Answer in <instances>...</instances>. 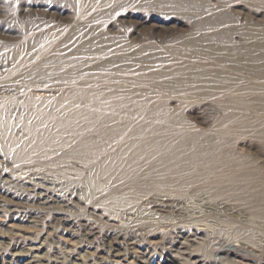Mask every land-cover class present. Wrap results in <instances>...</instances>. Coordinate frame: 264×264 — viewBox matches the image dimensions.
<instances>
[{"label": "rangeland", "instance_id": "obj_1", "mask_svg": "<svg viewBox=\"0 0 264 264\" xmlns=\"http://www.w3.org/2000/svg\"><path fill=\"white\" fill-rule=\"evenodd\" d=\"M29 1L31 0H0V87L10 84L14 86L16 90L18 89V93L16 94H11L10 92H2L0 90V98L3 95H10V97L13 99H11L12 101L7 103L6 106L0 108V111L2 110L0 112V143H2L0 144V162L1 164H4L7 160L10 165L7 166L9 172L21 175L23 173L25 176H28L29 174L28 178L34 181L43 180L44 186H47L51 189H58L57 193L61 190L59 189V185H63L62 183H64V194L68 196L71 195L72 201L75 206L71 207L72 209L70 207L65 206H61L62 209H59L60 206L58 205H53L50 208L44 209H37L34 207L32 212L25 219H23L22 222H15V228L9 226L11 222L10 219L7 217L9 216L8 212L4 211V209L0 207V264H6V261L11 260L9 248L13 244H23L22 246L24 247V249L29 252V255L28 253L25 255V257L27 258L26 260L35 261V264H75V262L76 264H106V262L99 259L107 256L104 253V240L99 230H95V233L87 237L88 239L86 237H76L75 234L78 233L76 228H67V226L64 225V220L62 218L54 216L59 211H62V213H64L66 216H78L80 218H84L85 220L86 218L92 217L89 212L92 208L94 209L96 215L99 218V222H97L99 226L112 224V221L113 223H118V221L120 220V222H122L125 218H129L128 221H130V223H132L136 219V223L134 222L132 224H139L144 221L145 215H148L149 212L148 217L152 216L155 217V219L159 218L160 220L162 219L164 223H167V225H165L164 227L167 226V228L169 227L170 229H173L176 232H186L185 235L181 237H176V234H174L173 242L170 244L168 243V245L170 246H166L167 244L165 245L166 249L169 251V254L179 259L180 262L185 261L187 262V264H208V261L214 260V264H237L236 261L239 259V262H245V264H264V239L262 241L264 231L252 224H249V221L247 222L242 218H240V220H236L237 222L232 221L231 224V222L225 221L224 219L220 220V217H213L211 215H207L205 209H203L202 207V201H200V199L202 198L201 194L204 193L206 195V191H202L200 188H188L184 186V184L180 186V184L177 185V183L167 179V177L171 173L172 175H174L176 172L166 169L163 165H185L186 159L184 158V155L180 154V151L178 150H176L177 152H168L160 156L159 154L154 153L153 150L156 147L157 142L161 138H165V142L167 143H173V147H178L182 142H184L183 139L181 138L180 140L179 138H175L172 140L168 137H161L158 134L142 137V135L140 136L137 132L141 127L143 128L148 125L149 127L153 128L154 125L159 122V119L176 116L181 122L177 126L195 132L196 135L194 136H196L195 138L199 141L204 140V138H212V140L219 139L220 141L229 142L231 144V151L234 157V162H228V164L251 165V170L253 171L251 173V177L256 181L258 180V183L254 184V187L251 189V191H257L264 187V79H259L255 82H251L250 84L246 83L244 85H247L246 87H248L244 91L246 94V98L251 101V108L248 110L246 109L245 111L239 105L229 103L231 96L229 91H220V93L218 92L219 94H215L214 96H212L213 98H202L198 96V93L194 90H190L188 92L177 91L174 93L164 92L160 90L154 80H152L158 74L163 73L164 75L169 76L174 72H178L180 70L179 68H181L182 66L192 67L194 65L195 57L193 54H188L184 57H181L170 51L167 48V44L181 40L183 37H189L190 35L195 36L197 32L193 26L195 25V23H197V21L203 19L207 15L202 14L201 16L189 17L186 14L181 13L177 10H170L165 13H162L151 8H137L135 10L132 9L131 11L133 12H129L125 16V18L122 19V21H119L118 19H115L113 17V14L115 15L119 11H116V13L115 11H109L107 16L96 21V26L98 25L97 27L100 28L101 32H103L105 36L104 38L105 40H107V48L109 47L107 49L108 54L103 59L109 60L113 59L114 57L122 58L130 54L128 60L123 61L121 63L126 65L136 64L138 66V73L141 76L150 79V81L145 83H132V76L129 73L109 70L108 72L106 71V74H104V76L98 77L96 79H80L77 81V84H72L69 80L58 77L56 78V81L55 79H53L52 81H41L39 83L40 87L38 86L36 89H26L22 86V84H20V80L21 78L29 74L31 66L33 65V63L36 62L38 57L40 58L44 55L51 56L56 54H65L70 53L74 50L75 45L72 40H70L67 36L72 33V30L74 28H71V26L74 27V25L76 24L77 17L79 15L77 0H41L39 2H43V4H39L41 5V9L38 8L37 11H34V9H32L33 7L29 8L27 6ZM205 2L209 5V7L211 5V12H225V14L227 13V15L232 20L233 32L231 31V37L233 41H235V43L239 45L245 43L246 41L251 42V49L253 50V54L259 56V58H261L260 60L264 62V3L258 0H205ZM87 7L89 8L90 4H88ZM25 9V13L29 15V17H22V15H20V13H22ZM86 10L90 13H94L96 11L87 8ZM179 13H181L182 15ZM45 14L46 16H44ZM145 17L147 21L143 19ZM143 20L144 23L142 25L140 24V22ZM159 21L163 22L164 25L163 27L157 29V26H155V24ZM36 22L38 24H36ZM137 22H139L138 25ZM3 28L6 30H4ZM193 29L195 31H192ZM38 32H44L43 34H47L46 36L50 38L47 39L42 49H37L31 52L33 54H28V45L26 41L29 37L27 35L30 33ZM206 33H210V31H203L202 34ZM148 42H151L154 48H143V46H145ZM137 47L140 48V50L138 51V55L133 56L132 53H134V50ZM19 55H27V59H29L30 57L31 58L29 60H26L24 63H21ZM82 58L83 60L91 59L89 56L85 55ZM218 98L223 99L218 100ZM169 103H171L170 106ZM7 105L9 106L7 107ZM35 107L40 108L47 115L54 114L56 116H61L62 118L66 115V113L69 112L73 113L74 116L68 126H63L60 123H57L56 121H51V119L44 120L42 117H38V115H36L35 112H33L32 110ZM88 117H94L96 121H93L92 125L88 124ZM123 120L131 122L129 124L130 126H128V130L132 129L129 130L130 132H132L130 136L128 135V137L122 141L117 140L118 142L111 141L112 139H106L107 141L104 140L103 145L99 146V149H101V151L97 152L96 155H76V152L81 147H83L87 141L96 140L99 136V133H101V131L103 130L116 131L118 127L117 125L120 124ZM229 120L233 121L234 123V127L231 132L216 131L218 126L217 124L220 123V121L226 122ZM12 135L15 138L12 137ZM133 141L135 143H133ZM61 144L64 146H62ZM112 149L114 150L113 152ZM116 150L118 151L117 153ZM9 159L11 162L8 161ZM98 159L100 160L98 161ZM13 162L14 165L12 164ZM74 165H76L77 168ZM67 168L69 170H67ZM19 170H21V172ZM126 170L139 172L144 175H139L138 180L142 185L147 183L145 185L146 188L137 189L134 188V186H131V180L127 179L122 175V173ZM65 173L67 175L69 173L73 175L70 176L69 174L67 176ZM105 178L109 180H106ZM104 179L106 180V182ZM110 181L113 183H111ZM98 182H100L101 184ZM0 186V196L6 199L10 198V196L4 195L5 193H3L6 189L12 192H20L19 187H9L7 183L0 182ZM175 186L178 187L176 188ZM72 188L74 190V193L71 194L70 189ZM178 188L182 189L180 193L184 198H180L181 201L179 207L184 209L183 212H185L186 210L188 212L186 211L182 215L178 216L172 211H167L162 214L159 212L156 213L152 211L150 204V201L152 199H170V197L172 198L173 196L178 197L179 192L175 190ZM66 190H68V193H66ZM76 190L78 193L80 192L79 195ZM158 192L163 194H159ZM172 192H174L175 195ZM131 193H133L134 195ZM88 194H92L91 197ZM168 194L171 196L169 197ZM188 197L192 199V202L195 203L196 201V203H190L191 199ZM97 202L102 203L98 204ZM76 204L78 207L76 206ZM132 205L133 207H135L136 210L132 207ZM106 206H108L109 208ZM127 206H130L129 209ZM141 206H143V208L146 210L144 211ZM197 207L200 209V211L199 209H197ZM131 209H133L134 211ZM190 209H196L197 211L193 210L195 211L193 212ZM201 210H203V213ZM110 211H112V213H110ZM116 212L117 214L113 216V213L115 214ZM138 212L141 213L139 214ZM144 212L147 213L144 214ZM121 213L123 215L119 216L118 214ZM193 213H195V216ZM109 214H111L112 217H110ZM157 214H160V216H157ZM124 215L125 218H123ZM133 215H137L138 218L137 216L135 218V216ZM163 216H167L165 218L166 220ZM109 217L114 219H110ZM116 217L117 220L115 221ZM207 218L209 220H207ZM168 219L172 220L169 221ZM203 220L204 225H202L204 226V228H202L203 226L200 225ZM184 222L186 223L184 224ZM187 222H189L188 224L190 225H188ZM195 222L197 224L199 222L200 223L196 225L194 224ZM46 223L49 224L46 225ZM215 223L220 224V226L216 225ZM21 224L22 226L18 227ZM206 224H208L207 227H209L210 230L212 229L213 231H210L209 228L206 227ZM230 224L232 226H230ZM234 224L237 225L234 226ZM38 225L41 227H39ZM195 225L199 230L196 228ZM224 225L226 226L224 227ZM23 226L24 229H22ZM32 226H35V228H32ZM200 226H202L201 229ZM223 227L226 229L224 230ZM230 227H232V230L230 229ZM20 228L21 230H19ZM249 230L253 231V233H251L254 237L251 236ZM254 230L257 231L255 232ZM44 231H46L47 233H45ZM232 231L236 233H233ZM254 232L258 235H255ZM48 233H50V235L46 237ZM58 234L59 236H62L63 234V237H65V239H70V242L62 245L63 242L59 239ZM259 234L261 236H259ZM230 235H232V238L234 239H232ZM213 237H216L217 239H214ZM248 238L250 239L248 240ZM48 239H50L51 241ZM225 240L229 241L225 243ZM252 240L256 241L252 242ZM209 242H211L212 244ZM239 242L242 243L245 247L243 251H248L245 253H250L251 257L249 256L244 259L237 258L236 261H231L229 259H225L223 256H218V254L216 253V250L221 244H233ZM255 242L260 243L258 244ZM249 243H252L253 246ZM259 245H261L262 249H260ZM256 246H259V249ZM68 247H70L71 249H69ZM204 248H206L207 250L206 255H202V250ZM248 249H250L251 251ZM83 252L86 253V255ZM252 252L255 255H253ZM66 257H69L71 261ZM26 260L24 262H27ZM193 260L195 261L193 262ZM173 264L178 263L175 262Z\"/></svg>", "mask_w": 264, "mask_h": 264}, {"label": "bare ground", "instance_id": "obj_2", "mask_svg": "<svg viewBox=\"0 0 264 264\" xmlns=\"http://www.w3.org/2000/svg\"><path fill=\"white\" fill-rule=\"evenodd\" d=\"M39 1H41V0H31V1H29L27 6L29 8L33 7L32 9H34V11H37L38 8L41 9V7H40L41 5H39V4H43V2H39ZM258 1L264 3V0H258ZM77 3H78V8H79V15L77 17L76 24L74 25V27L71 26V28H74L72 30V33L69 36H67L74 43V45H75L74 50L72 52H70V53H65V54H56V55H51V56L44 55V56H42L40 58L38 57L36 62L33 63V65L31 66V68L29 70L30 71L29 74L24 76L20 80V84H22V86L25 87L26 89H36L39 86V83L41 81H45V80H51L52 81L53 79H55V81H56V78H58V77L64 78L66 80H69L72 84H77V81L80 80V79H85V80H87L89 78H93V79L95 78L96 79L98 77L104 76V74H106V71L108 72L109 70H114L116 72H127V73H129L132 76V79H131L132 83H145V82L150 81V79H148L146 77H143V76H141L138 73V71H137L138 70V66L136 64H134V65L127 64L126 65V64H122L121 63L123 61H127L128 60V57H130L129 53H128L129 55L124 56L122 58L114 57L113 59H109V60L108 59H106V60L103 59L108 54V50L107 49L109 47L107 48V45H106V41L107 40H105V38H104L105 36H104L103 32H101L100 28L97 27L98 25L96 26V21H98L101 18L107 16L109 11H113V12L115 11V13H116V11H119L115 15L113 14V17L115 19H118L119 21H122V19H124L125 16L129 12H133V11H131L132 9L135 10L137 8H151V9H155L156 11L162 12V13H165V12L170 11V10H177V11H180L181 13L186 14L189 17L201 16L202 14H205L207 16H205L203 19L197 21V23H195V25L193 26L195 28L196 32H197V34L195 36H191L190 35L189 37H183L181 40L174 41L172 43L168 42L169 44H167V48L170 51H172L173 53H175L176 55L184 57V56H186L188 54H193L194 57H195L194 65L192 67L182 66L181 68H179L180 70L178 72H174L173 74H171L169 76L164 75L163 73L162 74H158L157 76L154 77V79H152V80H154V82L156 83L158 88L160 90L164 91V92H169V93H174V92H177V91H187L188 92L190 90H194V91H196L198 93V96H200L202 98H210V97L214 96L215 94H219L220 91L226 90V91H229V93L231 95L229 103L235 104V105H239L240 107H242V109L244 111L246 109L248 110V109L251 108V101L246 98V94L244 92L246 90V88H248V87H246L247 85L246 86H244V85L246 83L250 84L251 82H255V81L259 80V79H264V62H262V60H260L261 58H259V56H256V55L253 54V50L251 49V42H247L246 41L245 43L239 45V44L235 43V41H233V39L231 37V35H232L231 34V31H232V20L227 15V13L225 14L224 11H223L224 13H217V12L213 13V12H211V8H210L211 5L209 7V5L205 2V0H77ZM88 4H90L89 8L87 7ZM64 7H66V6H64ZM86 8L90 9V10L93 9V10H96V11L94 13H90V12H87ZM25 11H26V9L22 13H20V15H22V17H29V15H27L25 13ZM181 13H179V14H181ZM184 14H183V16H184ZM51 15H52V13H51ZM44 16H46V14ZM35 17H36V15H35ZM143 19L146 20V17L143 18ZM144 20L141 21L140 24L143 25ZM36 24H38V23L36 22ZM138 24H139V22H137V25ZM121 25H120V28H121ZM163 25H164V23L160 22V21L155 24V26H157V29L163 27ZM50 29H51V27H50ZM4 30H6V29H4ZM195 30L193 29L192 31H195ZM206 30L207 31L209 30L210 33L202 34L203 31H206ZM13 33H14V31H13ZM43 33H39L38 32V33H30V34L27 35L29 37L28 40L26 41L27 45H28V50H27L28 54H33L31 52H33V51H35L37 49L38 50L42 49V47H44L45 42L50 37L48 38L46 36L47 34L45 35ZM152 45L153 44L151 42H148L145 46H143V48H145V49H149L151 47L154 48V46H152ZM139 50H140V48L137 47L134 50V53H132V55L133 56L138 55V51ZM27 55L26 56L19 55V59H20L21 63H24L26 60H29L31 58L30 57L29 59H27ZM84 55L85 56H89L91 59L90 60L89 59L88 60H83L82 57ZM179 65H181V64H179ZM173 70H174V68H173ZM141 71H143V70H141ZM175 71H177V70H175ZM0 90L2 92H7V93L10 92L11 94L18 93L17 92L18 89L16 90V88L14 86L10 85V84L4 85L3 87H0ZM114 93H116V92H114ZM42 94H44V93H42ZM104 96H106V95H104ZM11 99L12 98L10 97V95L9 96H7V95L1 96V98H0V108L6 106L7 103L11 102L13 100V99L12 100ZM219 99L220 98H218V100ZM222 99H220V100H222ZM42 102H44V101H42ZM56 104H58V103H56ZM170 104L171 103H169V106H170ZM8 106L9 105H7V107ZM7 107H6V109H7ZM31 108H32V106H31ZM9 110H10V108H9ZM32 110H33V112H35L36 115H38V117H42L44 120L51 119V121L52 120L56 121L57 123H60L63 126H68L70 124V121L72 120V118L74 116L73 113H69L68 112V113H66V115L64 117L61 118V116H58V115L56 116L54 114L47 115V114H45L43 112V110H41L38 107L37 108L35 107ZM92 112H93V110H92ZM12 113H14V112H12ZM9 114H11V113H9ZM93 121H96V119L94 117L93 118L92 117H88V119H87V123L88 124L92 125ZM194 121H195V119H194ZM130 123H131L130 121L123 120L120 124L117 125L118 127H117L116 131L103 130V131H101V133L98 132L99 133L98 138L96 140L87 141L85 143V145L83 147H81L76 152L77 153L76 155L77 156H83L85 154L86 155H90V156L96 155L97 152L101 151V149H99V146L103 145V141L106 140V139L107 140L112 139L111 141H117V140L122 141V140H124L125 138L128 137V135L130 136L132 134V132L129 131V130H132V129L128 130V126H130L129 125ZM179 123H181V122L179 121V118H177L176 116L175 117H166L164 119H159V122L156 125H154L153 128L149 127V125H148V126L143 127V128L141 127L140 129L138 128L139 131H137L140 136L142 135V137L158 134L161 137L162 136L168 137V138H170L172 140L175 139V138H179L180 140H181V138L183 139L184 142H182L178 147L176 146L177 147L176 148V147H173V143H170V142L167 143V142H165V140H166L165 138H161L157 142L156 147L153 150L154 153L159 154V156L163 155V154H166L168 152H175L176 150H178V151H180V154L184 155V158L186 159L185 165H163L166 169H168L170 171H173V172H176L174 175H172V173L169 176L167 175L168 176L167 179L177 183V185L180 184V186L182 184H184V186H186L188 188H191V187L192 188H200L202 191H206V195L207 196L203 193V194H201L202 198L200 197L201 199L200 198L199 199H200V201H202V207H203V209H205L207 215H211L213 217H220V220L224 219L225 221L231 222V224H232V221H236L238 219L240 220V218H242V219H244L247 222L249 221V224H252V225L260 228L262 231H264V187H262L260 190H257V191H251V189L254 187V184L258 183L257 182L258 180L256 181L255 179H252V177H251V173L253 172L251 170V165H231V164H228V162L229 163L234 162V157H233V154H232V151H231V144L229 142L220 141L219 139L218 140H212V138L211 139L210 138H204V140H200L199 141L198 139L195 138L196 136H194V135H196L195 132H192L189 129L180 128L179 126H177ZM217 125L218 126H217L216 131H219V132H224V131L231 132L233 130V127H234V123L231 120L226 121V122L220 121V123H218ZM197 128H199V127H197ZM135 129H137V128H135ZM44 130H45V128H44ZM22 132H23V130H22ZM98 133H97V135H98ZM12 137H14V136L12 135ZM227 138H229V137H227ZM63 139H65V138H63ZM57 141H59V140H57ZM133 143H135V142L133 141ZM0 144H2V143H0ZM62 146H64V145H62ZM173 148H175V149H173ZM4 151H5V149H4ZM113 151L114 150L112 149V152ZM117 152L118 151L116 150V153ZM74 154H75V151H74ZM0 158H1V154H0ZM36 158H38V157H36ZM105 159H107V158H105ZM99 160L100 159H98V161ZM8 161H10V159ZM111 162H112V160H111ZM96 163H98V162H96ZM164 163H165V161H164ZM12 164L14 165V162ZM222 164H227V165H222ZM8 165H9V163L7 162V160H6V162L4 164H1V162H0V182L7 183L9 185V187L12 186V187H16V188L19 187L20 188V190H19L20 192H16V191L12 192V191H9L8 189H6L5 192H3V193H5L4 195L10 196V198L7 197L8 199L3 198L2 196H0V207L3 208L4 211L8 212L9 216H7V217L10 219V222H11V224L9 225L10 227H12V228L14 227L15 228L16 227L15 224L17 223L16 221L22 222V220L25 219L32 212L34 207L37 208V209H44V208H50L53 205H58V206H60L59 209H62L61 206L70 207V208L75 206V204L72 201L71 195L68 196V195L64 194L65 193V191H63L64 183H62L63 185H59L58 184L59 187H60L59 189H61V190H60V192L57 193L58 189H51V188H49L47 186H44L43 180L34 181V180L28 178L29 174H28V176H25L23 173L21 175V174H16V173L9 172L8 171V167H7ZM18 165H19V162H18ZM44 165H46V164H44ZM56 165H58V164H56ZM74 166L76 167V165H74ZM137 166H139V165H137ZM123 167H124V165H123ZM67 170H69V169L67 168ZM19 171L21 172V170H19ZM95 172H96V169H95ZM104 172H105V170H104ZM159 172H160V170H159ZM72 175L70 174V176H72ZM122 175L124 177H126L127 179L131 180V182H132L131 186H134V188H137V189L146 188L145 185L147 183L142 185V184H140V182L138 180L139 175L144 176L141 173L130 171V170L129 171L126 170V171H124L122 173ZM32 176H33V174H32ZM159 177H161V176H159ZM59 178H60V176H59ZM63 179H61V180H63ZM106 180H109V179H106ZM106 180H105V182H106ZM98 183H100V182H98ZM111 183H113V182H111ZM50 184H51V182H50ZM102 184H104V183H102ZM52 186H50V187H52ZM72 186H74V185H72ZM195 186H197V187H195ZM80 188H81V186H80ZM70 190H71V194L74 193L73 188L70 189ZM175 190H177L179 192V196L178 197L173 196L175 198H173V197L171 198L170 197L171 195L168 194L170 199L169 198H162V197H160L162 199H159V198L152 199L150 201L152 211L156 212V213L159 212L161 214L164 213V212H167V211H172V212H174V214L176 213V215H178V216L182 215L183 213H185L187 211L186 208H185L186 211L183 212L184 209L179 207L181 199H184L182 194L180 193L182 191V189L178 188V189H175ZM66 191H67L66 193H68V190H66ZM125 191H126V189H125ZM76 192H77V190H76ZM79 193H78V195H79ZM172 193H174V192H172ZM92 194H94V193H92ZM92 194H88V195H90V197H91ZM95 194H98V193H95ZM131 194H133V193H131ZM159 194H163V193H159ZM174 195H175V193H174ZM176 195H177V193H176ZM190 196H192V195H190ZM88 197H87V199H88ZM128 197H129V195H128ZM188 198H190V197H188ZM92 199H94V198H92ZM83 200H85V199H83ZM131 200H134V199H131ZM186 201H187V198H186ZM191 202H192V199H191L190 203ZM192 203H194V202H192ZM195 203H196V201H195ZM78 204H80V203H78ZM137 204H138V202H137ZM137 204H136V206H137ZM134 205H135V203H134ZM199 205H201V204H199ZM76 206H77V204H76ZM106 207H108V206H106ZM129 207H128V209H129ZM132 207H133V205H132ZM133 208L135 209V207H133ZM141 208H143V206H141ZM141 208H140V210H141ZM197 209H199V208L197 207ZM131 210H133V209H131ZM137 210H139V209H137ZM145 210L146 209H144V211ZM190 210H192V209H190ZM193 210H196V209H193ZM199 211H200V209H199ZM199 211H198V213H199ZM201 211L203 213V210H201ZM89 212H90V215L92 217L91 218H86L85 220H84V218H80L78 216H72V217L71 216H66L64 213H62V211H59L54 216L62 218L64 220V225L67 226V228L68 227L69 228L73 227V229L76 228V230L78 231V233L75 234L76 237H80V238H85L86 237L87 238L91 234L95 233V230H99L100 233L102 234V237H103V240H104V243H103L105 245L104 253L107 255V256H105L103 258H99V259L104 261V262H106V264L107 263L108 264H173L175 262L178 263V264H187V262H185V261L184 262H180L179 259H177V258L173 257L172 255H170L169 251L165 247L166 244H167L166 246H170V245H168V243L170 244V243L173 242V235L174 234H176L175 235L176 237H181V236H184L186 232L185 233H183L181 231L176 232L173 229H170L169 227L167 228V226L164 227L165 225H167V223H164L162 221V219L160 220L159 218L155 219V217H152V216L148 217L149 212H148V215H145L144 221H142L139 224H132L134 222L136 223V221H135L136 219L132 223H130V221H128L129 218L126 219L125 215H124L123 218H125V219L122 222H120L121 220L118 221V223H113V221H112V224H107L105 226H99V224H97V222H99L98 221L99 218L96 215V213H95L93 208ZM106 212H107V210H106ZM120 212H121V210H120ZM193 212H195V211H193ZM110 213H112V211H110ZM128 213H129V211H128ZM145 213H147V212H144V214ZM116 214H117V212L115 214L113 213V216H115ZM193 214L195 216V213H193ZM47 215H49V214H47ZM109 215H110V217H112L111 214H109ZM118 215L120 216V215H123V214L121 213V214H118ZM158 215L160 216V214H157V216ZM163 215H165V214H163ZM187 215H188V213H187ZM197 215H199V214H197ZM133 216H135V215H133ZM136 216H135V218H136ZM41 217H43V216H41ZM117 217H116L115 221L117 220ZM166 217H164V219ZM187 217H189V216H187ZM119 218H118V220H119ZM137 218H138V216H137ZM171 218H173V217H171ZM40 219H39V221H40ZM110 219H114V218H110ZM133 219H134V217H133ZM171 220H169V221H171ZM207 220H209V219L207 218ZM2 221H4V220H2ZM189 222H190V220H189ZM189 222H187V224ZM185 223L186 222H184V224ZM203 223H204V220H203V222L200 225H202ZM26 224H28V223H26ZM47 224H49V223H46V225ZM182 224H183V222H182ZM194 224L198 225L196 222ZM209 224H211V223H209ZM231 224H230V226H232ZM188 225H190V224H188ZM192 225H193V220H192ZM207 225L208 224H206V227H207ZM216 225L220 226V224H218V223ZM236 225L234 224V226H236ZM21 226H22V224L20 226H18V227H21ZM55 226H54V229H55ZM202 226H200V229H201ZM221 226H222V223H221ZM225 226L226 225H224V227ZM239 226H238V228H239ZM33 227L35 228V226H32V228ZM39 227H41V226H39ZM50 228H52V227H50ZM196 228H197V226H196ZM202 228H204V226ZM207 228H209V227H207ZM211 228H213V227H211ZM227 228H229V227H227ZM22 229H24V226H23ZM225 229L226 228H224V230ZM230 229L232 230V227H230ZM19 230H21V228ZM209 230H210V228H209ZM46 231H44V232L47 233ZM210 231H213V230L211 229ZM258 231H259V229H258ZM241 232H243V231H241ZM249 232L253 233V231H250V230H249ZM255 232H254V234L256 235L257 233H255ZM3 233H4V231H3ZM233 233H236V232H233ZM252 233H251V236H252ZM210 234H211V232H210ZM229 234H230V232H229ZM229 234H228V236H229ZM49 235H50V233H48L46 235V237H48ZM187 235H188V233H187ZM23 236H25V235H23ZM58 236H59V234H58ZM230 236L232 238V235H230ZM259 236H261V235L259 234ZM242 237H243V235H242ZM252 237H254V236H252ZM263 237H264V235L262 236V241L264 239ZM154 238H156L157 240L154 239ZM59 239L63 242L62 245H64L65 243L67 244V243L70 242L69 241L70 239H68V238L65 239V237H63V234H62V236L61 235L59 236ZM232 239H234V238H232ZM249 239L250 238H248V240ZM48 240H50V239H48ZM103 240H101V241H103ZM228 241L225 240V243H227ZM254 241H256V240H254ZM254 241L252 240V242H254ZM75 242H76V240H75ZM88 242H90V241H88ZM209 243H211V242H209ZM255 243L259 244L260 242H255ZM263 243H264V241H263ZM22 245H20V244H13L12 246L10 245L11 247L9 248L10 249L9 253L11 254V260L6 261L7 262L6 264H35V261H27L26 260L27 258L25 257V255L27 253L29 255V252H27ZM72 245H74V244H72ZM77 245H78V243H77ZM250 245H252V243ZM261 245H263V244H261ZM261 245H259L260 249H262ZM243 247H244L243 244L240 243V242L239 243H233V244L232 243L231 244L230 243L229 244H221L219 246V248L216 250V253L218 254V256L219 255L223 256L225 259H229L231 261H236L237 258H243L244 259V258L249 257V256L251 257L250 253L249 254L245 253V252H248V251H245V252L243 251V249H245V247L244 248ZM246 247H248V246H246ZM249 247H251V246H249ZM254 247H255V245H254ZM68 248L71 249L70 247H68ZM248 250H250V249H248ZM91 252H92V250H91ZM89 253H90V251H89ZM84 254L86 255V253H84ZM206 254H207V250H206V248H204L202 250V255H206ZM67 255H68V253H67ZM214 255H215V253H214ZM253 255H255V254L253 253ZM2 256H3V254H2ZM213 257H212V259H213ZM66 258L69 259V257H66ZM255 258H256V256H255ZM25 260L27 262H24ZM238 260L236 261L237 264L238 263L239 264H245V262L242 263V262H239L240 260L239 261ZM258 260H259V258H258ZM194 261L195 260H193V262ZM213 261H208L209 262L208 264H214ZM88 262H89V260H88ZM253 263H255V262H253ZM75 264H76V262H75Z\"/></svg>", "mask_w": 264, "mask_h": 264}]
</instances>
